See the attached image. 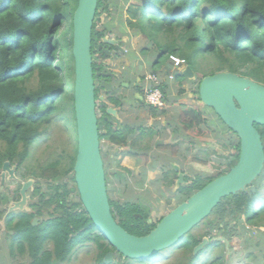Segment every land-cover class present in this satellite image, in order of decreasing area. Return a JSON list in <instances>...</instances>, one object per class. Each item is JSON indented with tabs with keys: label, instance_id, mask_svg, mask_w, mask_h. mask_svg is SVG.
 Returning <instances> with one entry per match:
<instances>
[{
	"label": "trees",
	"instance_id": "16d2710c",
	"mask_svg": "<svg viewBox=\"0 0 264 264\" xmlns=\"http://www.w3.org/2000/svg\"><path fill=\"white\" fill-rule=\"evenodd\" d=\"M129 1L98 0V9L103 8L118 26L129 27L133 34L155 41L160 50L159 54L165 57L153 65V70L163 67L162 63L169 56H175L183 59L195 74L198 69L203 74L202 78L228 72L264 86V0ZM120 3L123 5L120 6ZM77 4L78 0H0V141L6 145L0 157V164L5 160L15 161L18 166L25 164L24 160L29 156L30 147H33L38 138L45 137L43 135L62 118L77 140L73 109L74 64L71 53L72 17ZM112 9H118L117 18ZM124 15L128 18L125 19ZM67 22L68 29L64 33L62 27ZM105 32L103 29L92 31V55L95 61L98 60L94 55L98 47L96 42L100 43ZM97 53L104 57L100 51ZM207 60L213 63L206 72L202 69L200 61ZM93 66L96 67V63ZM164 87L163 91L167 95L168 86ZM109 101L112 103L117 100L110 98ZM100 104L105 115V106ZM184 117L195 121L197 125L206 122L202 112L187 110ZM216 118L221 124L217 116ZM98 126L100 131H105V134H101V141L106 140L109 147H116L118 150L126 149L121 155L129 156L128 158L134 155L140 157V153L145 155L151 150L152 140L147 142V139L153 137L150 132L144 134L140 131L137 137H133L134 130L129 126L122 132L113 130L102 120H99ZM255 128L264 145V127ZM45 139L49 140V137ZM18 146H21L20 150ZM167 147L169 146L162 148ZM49 148L51 146L47 144L46 149ZM231 148L230 156L236 157L237 161L239 144H231ZM205 157L208 158L207 153ZM50 160L34 167L30 166L34 172H30L29 176L34 177L37 183L41 179L46 184H53L48 185L49 191L46 195H40L41 200L46 199L47 202H43L44 205L38 208L35 214L23 215L18 238L16 239V235L8 242L11 257L27 254L30 258L28 264H64L72 259L78 247L91 244L100 251L95 264H105L104 256L115 250L96 231L79 199L78 203L71 202L70 206L64 202H53L60 196H78L73 175L76 150L74 154L62 152L58 158L50 156ZM157 160L158 158L154 157L153 161ZM193 161L207 164L205 159L198 157ZM55 164L58 165L57 169L54 168ZM64 165L65 169H62ZM119 165L110 174L115 175L117 182L127 183L128 176L132 178V175L129 169ZM30 167L24 166V169ZM170 170L172 171L171 168ZM105 174L109 195V168L106 165ZM123 174H127V178ZM223 174L222 172L215 177ZM144 175L142 174L143 181ZM215 177H210L206 183H202L201 176L196 175L179 193L184 195V199H188L193 194L196 183H201L199 191ZM165 178L163 174L162 180L165 181ZM193 181L195 183H192ZM263 185L264 169L259 179L246 192L223 199L212 213L215 220L212 222L209 218L206 219L205 226H214L219 220L224 224V218L227 217L235 220L245 217L247 224L264 229V210L261 215L253 216L247 211L249 203L258 201L259 205L261 201L264 202V196L256 200L258 195H263ZM109 202L113 218L129 234L145 236L156 226L149 222L148 212L139 205L120 204L110 197ZM51 204H55L56 211L58 209L62 216L54 218L52 214H48V219L33 227L30 219L41 216L42 207ZM78 209L80 211H75ZM259 215L262 217L257 218L260 221L256 223L255 217ZM257 234L264 240V231ZM200 240L192 234L183 237L179 252L186 258V253H190ZM46 242L52 243V249L41 253ZM253 242L254 240L244 242V248ZM26 246L28 252L25 250ZM256 247L257 244L254 248ZM246 250L251 251L252 247L248 246ZM260 251L264 259V246ZM160 254L147 260H131L115 253L114 258L118 261L117 264H155L167 257L166 252L159 256ZM247 254L248 259L253 255L252 252ZM190 257L181 261V264H189L194 255ZM223 257L225 256L221 251L210 264H223V261H220Z\"/></svg>",
	"mask_w": 264,
	"mask_h": 264
},
{
	"label": "water",
	"instance_id": "95a60500",
	"mask_svg": "<svg viewBox=\"0 0 264 264\" xmlns=\"http://www.w3.org/2000/svg\"><path fill=\"white\" fill-rule=\"evenodd\" d=\"M98 0H78L72 18V57L74 63L73 108L77 135V153L73 167L74 182L80 203L103 239L125 259L147 260L148 258L173 247L182 237L189 234L210 217L219 203L238 193H244L262 174L264 169V145L255 126L264 127V86L251 79L234 73H218L206 76L201 80L198 89V100L213 110L222 124L235 135L239 141V156L236 164L226 174L207 183L185 201L170 210L156 226L145 236H135L125 231L114 220L107 193L104 161L100 151V132L95 102V76L114 77L107 69L94 74L92 60V28L96 15ZM100 23L110 32L113 27ZM103 44L112 46L116 42L103 39ZM107 52V51H106ZM187 80H193L195 73L186 66L181 73ZM109 93L112 84L101 82L100 86ZM101 101L104 98H100ZM106 115L118 119L117 109H106ZM105 131L103 132V134ZM219 156L225 153L209 146ZM6 166L3 171H6ZM175 170L178 167L173 166ZM13 178L12 170H8ZM178 172L177 188L184 182L185 174ZM33 181L23 183L21 200L9 208V212L22 210L28 197L27 187ZM34 219L32 226L37 224ZM151 222V221H149ZM232 227V226H231ZM241 231L252 234V229L244 225L243 220L237 223ZM238 240H234L235 245ZM204 238L196 246L194 254L208 245ZM225 243L228 242L225 240ZM105 264H117L113 252H108L103 259Z\"/></svg>",
	"mask_w": 264,
	"mask_h": 264
},
{
	"label": "rangeland",
	"instance_id": "374dc122",
	"mask_svg": "<svg viewBox=\"0 0 264 264\" xmlns=\"http://www.w3.org/2000/svg\"><path fill=\"white\" fill-rule=\"evenodd\" d=\"M129 3H133V0H130ZM122 5L123 4L120 3V6ZM113 14L115 18H117V15H119L118 9L116 11L113 10ZM124 18L126 19L128 18V16L124 15ZM123 28H125L126 31ZM67 29H68V22L66 25L62 27V32L66 33ZM118 30L125 32L126 38L131 37L130 42H129L130 46L128 48V51L129 53H132L133 56L132 58H130V60L133 61L136 56H139L137 57V60H139V62L142 61L143 66L146 68L144 71L146 73H143V75L148 74L149 71H146L147 69L150 68V70H153L152 66L147 67L148 66L147 64H149L148 60H150L149 53L152 50L154 51V49L157 47L155 44V41L148 37H144L142 35L133 34V30H131L129 27L126 28V27L118 26ZM110 33H111L110 38H112L116 34V32L113 30H111ZM126 38L124 39L127 42ZM144 47H147V49L145 48L146 53L143 50ZM114 61L115 62L113 63V66L108 67V68L111 69L114 73H116L117 77L121 76V71L123 69L129 68L133 70L134 68V65H131L130 63H128V60L126 58L125 59L119 58V59H115ZM212 63L213 62H211L210 60L200 61L202 69L205 70L206 72L208 70L209 65ZM196 74L198 75L196 77L198 78V82L196 83V85L192 84L193 85L192 89L190 88L188 84L184 85L188 89V92L190 94H193L194 96L197 95V92H196L197 87L199 83L201 82V80L203 79L202 78L203 74L200 73L198 69L196 70ZM123 76L129 78L130 72L128 70L124 71ZM180 78L182 79V82H184L183 77L180 76ZM128 93H130V91ZM99 95L101 97L102 96L104 97V93L102 91L99 92ZM119 95L122 98L127 99L126 91L120 92ZM128 101H132V98H130ZM112 103L113 105L117 104L116 107L118 108V110H120V116H118L119 122L113 121L112 125L106 122L107 126L110 125V127H112V129L115 130L118 127L123 129L125 124H128L129 126L133 127V130H134L133 137H137L140 133L139 131H142L144 134H146L147 132H150L153 135V137L150 143V146H151L150 160H143V159L140 160L138 156L135 157L136 159H129V160L125 159L124 160L125 156L121 155V152L119 151L115 152L117 148L109 147L106 140L101 141V136H100V141H101L100 150H101L102 158H103L104 164L109 168V175H108L109 189L108 190H109V197L111 200L119 202L120 204L133 203V204L139 205L140 207L144 208L148 212L147 217H149V221H151V223L153 224H157L158 221H160L170 210L174 209L179 203L183 202L186 199V198L185 199L183 198L184 196L183 194L179 193L180 191L183 190V186H181V188L177 190L178 193L172 191L174 187V182L176 181V176L172 178V186L168 190H165L164 188L160 189L159 185H156L157 183L156 184L151 183V182H154L155 180L159 181L160 175L162 173H164L167 170H170V168H172L173 166L175 167L177 166L178 170L180 168L181 172L185 174V179L188 182L192 180L196 175H199L201 176V179L203 181L202 183H206L209 179H211L210 177H215L218 174L225 171V163L227 162V159L215 153L216 157L220 159L212 161V157H213L212 153L205 150L207 144L212 145L213 140L215 141V136L213 134V130H214L213 124H210L212 127H208L211 133V138H209V140H206V139L201 140L200 151H197V152L194 151L199 145V144H195L194 150L187 152V150L189 149L188 142L186 140H182V137L179 138L178 140H176L175 137L173 138V136H171L170 134V131L165 130V126L158 123L157 120H153L152 127L151 128L149 127V121L151 120V117L147 110H142L140 112L138 116V122L135 123V121L130 119V116L133 118L135 117L136 114H134L129 109L128 103L123 102L119 99L117 101H112ZM97 105H98L97 106V116L100 117L102 107H101V104L97 103ZM106 105L107 107H113L109 103ZM168 110L170 109L168 108ZM183 110H185L186 112L187 110H190V108H185ZM62 119L58 120L56 123L52 125V127L49 129L47 134L43 135L45 137L38 138L35 141V143L33 144V147L31 146L29 149L28 158L24 160L26 161L25 164L23 163L22 165L23 172L20 173V175L21 174L23 175V179L22 178L21 179L25 181L28 179H33L34 187H36L38 191L37 196L33 198L34 200H37V199L41 200L40 195H46V192L49 191L48 185L53 184V182L50 184H46L43 182V180L40 179L39 183H37L34 177L29 176L30 172L32 173L34 172V169L32 167L37 166L42 163H46L48 161H51L50 156L52 157L56 156V158H58L62 154V152H64L65 154H71V153L74 154L75 150H77V140L73 132L71 131L70 127L67 126L64 123V120ZM62 128H63V131H62ZM135 130H138V131H135ZM202 132L205 133V129H202ZM48 137H49V140H46L45 138H48ZM148 141L149 140H147V142ZM177 141L179 142L180 152L182 151L181 153L182 155L179 158L174 156L175 160H173V157L170 155V152L172 151V149L168 147L161 149L162 148L161 146L162 144L174 145L176 144ZM0 144H1L0 151H3V150L5 151L6 149L5 143L0 141ZM47 144H49L51 148L46 149ZM157 145L159 147H157ZM219 146L222 149H224L226 152L229 150L228 151L229 154L232 153L231 143H229L225 139V137H224V141L220 143ZM20 149H21V146H18V150ZM114 152L116 154H114ZM123 152H125V150ZM206 153L209 155L208 158L205 157ZM111 156H114V157L111 159ZM154 157L158 158L156 162L153 161ZM192 157L194 158L198 157L199 159H202V160L205 159L207 164L193 165L195 164V162L191 160ZM64 163L65 161L63 162V164ZM235 163H236V157L231 156V160L227 163L226 172H228L230 168L232 167V165H234ZM170 164H172V166ZM117 165L123 168H127V169L128 167H131L132 170H134L133 171L134 173H132L130 169L129 171L131 174H133L132 175L133 178H130L128 176L127 183L117 182L118 180L115 177V175L110 174L112 170L117 168ZM24 166H29V167L32 166V167L27 168L25 170ZM54 168L57 169L58 165L55 164ZM153 168L155 169V172H152L154 171ZM62 169H65V165L62 167ZM142 174H145L144 178L146 180L144 181H143ZM123 175L125 178H127V174H123ZM112 177H114L115 179H113ZM134 179H138L139 181L135 182ZM106 182H107V176H106ZM149 183L151 185H149ZM192 183H195V182L193 181ZM15 186L16 184L14 182H7V188H8L7 196L8 197H10L12 194V191H11L12 187H15ZM184 186L186 187L187 184H185ZM194 186H195L194 192L198 191V189L202 187L200 182L198 184L196 183ZM146 187L148 188L147 190H149L148 193L143 192V190ZM263 188H264V185H263ZM161 191L163 192L162 195H161ZM261 193L264 195V190ZM263 195H258L256 197V200H258L260 197H263ZM136 197L139 198L138 201L135 200ZM77 199H78V196H68L69 202H66V205L70 206L71 202L78 203ZM43 200H46V199H43ZM34 203H37V202H34ZM38 203L43 204V202H38ZM52 209L53 207L51 206L44 207L42 215L37 216V217L40 219V221L48 219L49 217L47 215L49 212H51ZM263 210H264V202H260L259 211L257 212V214L261 215ZM75 211H80V209L75 210ZM260 215L255 217V219L262 217ZM61 216L62 214L59 213L58 211L54 213V218L61 217ZM208 220L209 221L211 220L213 222L215 220V215H212L211 217H209ZM40 221H37L36 226L38 225V222ZM219 221L214 226L212 225L211 227L209 226L206 227L204 222H207V221H204L197 229H195V231L191 233L194 237L201 239V242L203 241V238L205 237L213 241V243H211L210 246L206 249L207 253H205V249L202 250L200 254H197L196 256H194L192 260H190L189 264H203L204 255H209V252L216 246H217V249L215 251L216 255L218 254V252L224 250L223 253L225 254V257H223L220 261L225 260L226 264H231V263L232 264H244L245 263V258L246 257L248 258V254L245 252V249L240 244L238 243L235 244V248L231 250V253L236 254L235 256L227 252L225 248L223 247V245L220 244L223 241L220 240V243H219L220 245H215V242L217 241L216 237L218 239L224 238V236H222L224 235L223 231L225 232L227 231V228L229 227L228 224L229 222L233 221V219H228V217L224 218V224ZM259 221L260 219H257L256 223H258ZM226 224H227V227H225ZM253 236H255L256 238L254 240L253 245L255 246L257 244L258 247L254 248L253 246L252 250L248 251V253L252 252L253 255L249 258V260H247V264H264V259L260 251V249L264 246V240L259 238V235L257 234L256 230ZM6 238L0 239V264H28V262L30 261V258L28 257L27 254H24V255L16 254L15 257H11L12 253H10L9 248H8L9 240L8 239L6 240ZM228 246H231V242L228 244ZM195 248L191 249L190 253H186V258L185 256H183L182 253H176L175 255L166 254L167 257H165L163 260L156 262L155 264H181V261H186V259L188 260L189 258H191L190 256H192L193 250ZM51 249H52V243L46 242L42 246L41 253L46 252V251L48 252ZM25 250L28 252L27 246L25 247ZM171 250H174V248H171ZM99 252L100 251L97 250L94 245L85 244L83 246L78 247L75 250V253L73 254L72 259L67 263L65 262L64 264H95L96 259H97V254ZM163 254L164 252L161 253L159 256ZM116 258L118 257L116 256ZM182 264H186V263L182 262Z\"/></svg>",
	"mask_w": 264,
	"mask_h": 264
},
{
	"label": "flooded vegetation",
	"instance_id": "af4514ba",
	"mask_svg": "<svg viewBox=\"0 0 264 264\" xmlns=\"http://www.w3.org/2000/svg\"><path fill=\"white\" fill-rule=\"evenodd\" d=\"M101 16H102V14L99 16V22H100ZM104 20L110 22V18H108L106 16H105ZM113 30L116 32V34L112 37V39L116 42L113 46H105L102 44L103 39H106L107 36L111 37L110 34H108V33H107V36H105V34L103 35V38L101 39V42H100L101 45L98 44V41L96 42V44H98L97 49L99 51L103 52V54L107 56L105 58L100 56V55L98 56V61H97V65H96L97 71H99L100 69L102 71L105 68L112 67L113 63L115 62L114 60L119 59V58H122V59L126 58L128 60V63H130L131 65H134V68H133V70H131L129 68L123 69L121 71V76H118V77L117 76L112 77V78L108 77V79H106L104 77H99L97 84H99L100 82H108V83L113 85V89H112L111 93L105 94L103 92L105 97L106 98H115L116 100L119 99L123 102L128 103L129 109L134 114H136L135 117H133V118L130 116L131 120L138 121V116L142 110H147L149 112V114H150V112H154V114L157 116L156 117L157 122L162 124L163 126H165V128L170 126L171 127L170 132L172 131L173 138L175 137V139H176L177 134H178V124H179V122L182 118V115H183L182 104H181L183 82H182V79L180 78L181 75L179 74L177 69H173L172 67H170V70H168V67H161L160 69L156 68L157 70H154V71L158 75V77L161 81L165 79V77L169 71H171L173 73V79L171 80V84L173 85V87L169 90V92H170V94L174 100V103L172 104L169 112L164 113V114H163V111H157V110H154V109L146 106L144 104V89H145L146 84H145V80H144L145 75H143L146 68L143 66L142 61L139 62V60H137V57H139V56H136L133 61L130 60V58H132L133 55H132V53H129V51H128V48L130 46V44H129L130 40L125 37L126 33L123 31H119L118 27H113ZM124 38L127 39V42L125 41ZM125 48H127V49H125ZM105 50H107L108 52H106ZM147 65H148L147 67H150V66L153 67L152 63L147 64ZM126 70H128L130 72L129 78L123 76V72ZM125 91L127 94V99H124L119 95L120 92H125ZM129 91H130V93H128ZM130 98H132V101H128ZM131 103H132V105H131ZM106 108L107 107H105V109ZM118 114L120 116V110H118ZM163 115H164V117H163ZM99 120H102L104 122H108L110 125H112V122L114 121V120H112V118L105 116L103 111H101V116L98 117V121ZM116 121L119 122V119H117ZM129 127L131 129H133V127H131V126H129ZM115 130L121 131V128L118 127ZM135 131H138V130H135ZM234 136L235 135L229 133V131H227L224 135L225 139L229 143H231L232 145H237L238 142H237L236 137L234 138ZM167 145L169 146L168 148L172 149V151L170 152V155L173 157V160H175L174 156L176 154L180 153L179 142L177 141L176 144H174V145L162 144L161 147H165ZM161 149H164V148H161ZM173 151H176L177 153L174 154ZM228 151L226 153H228ZM3 152H4V150L0 151V157L3 155ZM114 154H116V153L114 152ZM136 156L134 155V159H136L135 158ZM150 156H151L150 152H147L145 155L140 153L139 159L140 160L141 159L150 160ZM113 157L114 156H111V159ZM228 157H229V155L226 156V158H228ZM5 165H7L6 171H3V169L5 168ZM170 165L172 166V164H170ZM171 169H172V171L167 170L164 173H162L160 175L159 181L155 180L154 182H151V183L152 184L157 183L156 185H159L160 189L164 188L165 190H168L172 186V178H174L176 176V181L174 182V187L172 189L173 192H177V190H179L181 188V186H184L185 184H187V186H188L189 182L184 180V182L182 184H180L179 188H177L176 184L178 181V172H176V171H178V170H175L173 167ZM8 170H12L13 178H10L9 172H7ZM133 171H132V173H134ZM22 172H23L22 165L18 166L15 161L9 162V161L5 160L0 164V239L7 237L6 240L8 239L10 241L12 239V237H15L16 235H17L16 236V239H17L18 238V230L22 226L23 215L25 213H27L28 215L35 214V212L38 210V208H40L42 205H44V203L41 204L38 202H45V201L47 202V200H40V199L34 200L33 199L38 194V193H36V190H37L36 187H34V180L33 179H28L26 181L22 180L23 176H22V174L20 175V173H22ZM152 172H155V169ZM179 172H181L180 168H179ZM163 174H164V177H166L165 181L162 180ZM131 175H133V174H131ZM132 178H133V176H132ZM29 180H32L33 184H32V186L27 187L26 195L28 197V200H27L26 206L22 210H14V211L9 212V208L21 200L20 193H21V190L23 188L22 185L24 182H27ZM134 181L136 182L139 180L134 179ZM7 182H14L16 184L15 187H12V190H11L12 194L10 197L7 196V189H8L7 188ZM185 182H187V183H185ZM149 185H151V184L149 183ZM75 187H76V185H75ZM147 189L148 188L146 187L143 190V192H149V190H147ZM162 194H163V192L161 191V195ZM32 195H33V197H32ZM135 200L138 201L139 198L136 197ZM34 202H37V203H34ZM53 202H64L66 204V202H69V201H68L67 197L60 196V197H56V199H54ZM79 202H80V200H79ZM50 206L53 207V209L48 214H52L53 215L52 217H54V213L56 212L55 204H51ZM44 207H46V206H44ZM44 207H42V209H41L42 213H43ZM57 211H58V209H57ZM34 219H37L38 221H40V219L37 216H35V217L30 219L31 225H32ZM42 221L43 220L38 222V225ZM232 223H235V222L232 221V222H229V224L227 223L229 227L227 228L226 232L223 231L224 235H222V236H224L225 238H229L230 240L235 239V238L241 239L245 236H248V235H242L239 230H236L235 225H234V229H230V227L232 226ZM226 233H227V235H226Z\"/></svg>",
	"mask_w": 264,
	"mask_h": 264
},
{
	"label": "clouds",
	"instance_id": "9594fccd",
	"mask_svg": "<svg viewBox=\"0 0 264 264\" xmlns=\"http://www.w3.org/2000/svg\"><path fill=\"white\" fill-rule=\"evenodd\" d=\"M97 12H96V15H95V18H94V24H93V28H92V31H93V29L94 30H96V31H99V30H105L104 28H103V25L99 22V16L102 14V15H105L106 17H108V18H110V22L109 21H105L104 20V23L105 22H109L110 24H112L113 25V27H118V25H117V23H113L112 22V18L111 17H109L108 16V14L106 13V12H104V9L103 8H100V9H98V5H97V10H96ZM73 18V17H72ZM113 27L110 29V32H111V30H113ZM102 28V29H101ZM114 31V30H113ZM110 32H108L107 30H106V32H105V36H107V33L108 34H111ZM103 38V37H102ZM101 38V39H102ZM130 38L131 37H128V39L130 40ZM106 39L107 40H113L112 38H110L109 36H107L106 37ZM114 41V40H113ZM100 42H101V40H100ZM93 44V43H92ZM103 44V43H102ZM96 45H98V44H96ZM99 45H101L100 43H99ZM103 45H105V44H103ZM105 46H108V45H105ZM113 46V45H112ZM98 48V47H97ZM102 48V47H101ZM147 49V47H144L143 48V50H144V52L146 53V49ZM157 48V47H156ZM142 50V51H143ZM105 51H107V50H105ZM153 51V50H152ZM152 51L149 53V56L151 57V53H152ZM94 52H96L94 55H95V57L98 59V56L100 55V56H102L100 53H97V52H99V50L98 49H96ZM101 52V51H100ZM108 52V51H107ZM71 53H72V51H71ZM92 53H93V51H92ZM102 54H103V52H101ZM159 53H160V50H159ZM110 54V53H109ZM104 55V54H103ZM156 55H158V54H156ZM103 57V56H102ZM105 57H107L106 55H104V58ZM160 57H162V55H160L159 54V56L156 58V60H154V62H151L150 60H148V63L150 64V63H152V65H154L156 62H158V60H159V58ZM172 57V58H171ZM178 59V60H183V59H181V58H178V57H175V56H169V58L165 61V62H163L162 64L164 65H162L163 67H167L168 66V70H170V67H172L173 69H177L178 70V72H179V74L181 75V73H182V71L184 70V68L187 66V64H186V62H185V64L184 65H182V66H180V67H176L175 65H174V61L172 60V59ZM92 60H93V55H92ZM98 61V60H97ZM97 61H95V60H93V64L94 63H96V65H97ZM74 64V63H73ZM167 65V66H166ZM190 67V66H189ZM156 68H158V66L156 67ZM93 72H94V74H97V73H100V72H102L101 71V69L99 70V71H97V69H96V67H94L93 66ZM105 69H107L108 71H109V73H111V74H113L114 75V77L116 76V74L111 70V69H109V68H105ZM152 72H154V73H152ZM195 73V72H194ZM224 73V72H223ZM148 75H155L156 76V78L158 79V84L155 86V88H157V89H159L161 92H162V94H163V97H164V103H165V106H164V108H162V109H156V108H154V107H152V106H150V105H148L147 103H146V99H145V93H146V91L151 87V83H149V82H147L146 81V76H148ZM238 75V74H237ZM182 76V75H181ZM198 75L197 74H195V78L193 79V80H196V83L198 82V78H196ZM167 77H170V79H173V73L171 72V71H169L168 73H167V75H166V77H165V79L167 78ZM241 77V76H240ZM104 78H106V79H108V77H104ZM244 78V77H243ZM95 102H96V114H97V103L98 104H100V103H102L105 107H107V105L106 104H111L113 107L112 108H116L117 109V114H118V108L116 107V105H113L110 101H109V99L110 98H106L105 97V95H104V97L102 96H100L99 95V92L100 91H102V92H104L105 94H109V93H111V91H112V89L110 90V92L109 93H107V92H105L103 89H101L99 86H100V83L99 84H97V81H98V79H99V77H97V76H95ZM160 80L159 79V77H158V75L155 73V71L154 70H150V73L149 74H145V77H144V80H145V84H146V86H145V89H144V104L146 105V106H148V107H150V108H152V109H154V110H157V111H163V114L164 113H168L169 112V110H168V108L169 109H171V106H172V104L174 103V100H173V98H172V96H171V94H170V92H169V89H168V92H167V95H165V92L163 91V89L165 88L164 87V85H167V83H166V80ZM184 79V78H183ZM184 80H187V79H184ZM192 81V80H191ZM108 83V82H107ZM201 83V82H200ZM200 83H199V85H200ZM184 85V84H183ZM113 86V85H112ZM168 86V85H167ZM198 89H199V86L197 87V95L196 96H194L197 100H198V98H197V96H198ZM167 91V90H166ZM182 92H183V90H182ZM182 96H183V93H182ZM100 98H104V100L103 101H101L100 100ZM198 102H199V100H198ZM200 103V102H199ZM182 104V103H181ZM201 104V103H200ZM110 105V106H111ZM202 105V104H201ZM203 106V105H202ZM100 107V106H99ZM204 107V106H203ZM101 108V107H100ZM108 108H110V107H107L106 109H108ZM182 108H183V106H182ZM205 108H207V107H205ZM74 109V108H73ZM102 109V108H101ZM106 109L104 110L105 111V115H106ZM208 109H210V108H208ZM211 110V109H210ZM182 111H183V109H182ZM213 111V110H212ZM107 117H110V118H112L111 116H108V115H106ZM118 116H119V114H118ZM182 116H184V113H183V115ZM98 117V116H97ZM150 117H151V119L152 120H157V116L154 114V112H150ZM163 117H164V115H163ZM114 121H116L117 119H114V118H112ZM219 119V118H218ZM221 122V121H220ZM98 123H99V121H98ZM222 123V122H221ZM257 126V125H256ZM99 127V126H98ZM261 127V126H260ZM166 130H171V127L169 126V127H166L165 128ZM124 129H121V132L123 131ZM173 130V129H172ZM228 130V129H227ZM229 131V130H228ZM258 131V130H257ZM99 132H100V136H101V134H103V132L104 131H100L99 130ZM230 132V131H229ZM105 134V133H104ZM170 134H172V131L170 132ZM236 137V136H235ZM237 139V138H236ZM147 140H151V139H147ZM99 141H100V139H99ZM237 141H238V139H237ZM100 143H101V141H100ZM238 144H239V141H238ZM211 146V145H210ZM114 148H116V147H114ZM217 148V147H216ZM210 149V148H209ZM124 150H126L125 148L124 149H116V151L115 152H117V151H120L121 152V154H122V152L124 151ZM211 150V149H210ZM221 150V149H220ZM101 151V150H100ZM213 151V150H212ZM223 151V150H222ZM136 152V151H135ZM150 152V151H149ZM174 152V151H173ZM214 152V151H213ZM224 152V151H223ZM76 153H77V150H76ZM216 153V152H215ZM232 154V153H231ZM231 154H229V153H225V155H223V157H225L226 158V156L227 155H229V157L228 158H226L227 159V162L225 163V171L223 172L224 174H226L227 172V163L231 160ZM139 157V156H138ZM218 158V157H217ZM132 159H134V157H132ZM220 159V158H219ZM225 159V160H226ZM238 160V159H237ZM237 162V161H236ZM236 164V163H235ZM234 164V165H235ZM233 167V166H232ZM231 167V168H232ZM104 168H105V164H104ZM230 168V169H231ZM226 172V173H225ZM229 172V171H228ZM182 173V172H181ZM262 173H263V171H262ZM223 174V175H224ZM74 175V174H73ZM222 176V175H221ZM261 176V175H260ZM219 177V176H218ZM215 178H217V177H215ZM259 179V178H258ZM257 179V180H258ZM185 180V179H184ZM193 180V179H192ZM214 180V179H213ZM256 180V181H257ZM212 181V180H211ZM255 181V182H256ZM254 183H252L251 185H253ZM250 185V186H251ZM249 186V187H250ZM248 187V188H249ZM248 188H247V190H248ZM108 193V192H107ZM194 194V193H193ZM192 194V195H193ZM264 196V195H263ZM108 197H109V195H108ZM262 202V201H261ZM258 205V201H255V202H251V203H249L248 204V207H247V211H248V213H250L252 216L253 215H256L257 214V212L259 211V205ZM214 211V210H213ZM213 213V212H212ZM212 215V214H211ZM211 215H210V217H211ZM228 219H233V218H229L228 217ZM115 220V219H114ZM240 220H243V222H244V225L247 227V228H249V229H252V234L250 235L248 232H245V231H241L238 227H237V223L240 221ZM233 221L235 222V223H232V227H231V229H234V225L236 226V230H239L240 231V233L242 234V235H248L249 237H255V236H253L254 234H255V230L257 231V233L260 231V232H262L263 231V229L262 228H256L253 224H247V222H246V219H245V217H241L240 219H238V220H235V219H233ZM237 221V222H236ZM160 222V221H159ZM232 222V221H231ZM202 224V223H201ZM200 224V225H201ZM199 225V226H200ZM38 226V225H37ZM198 226V227H199ZM33 227H36V225L35 226H33ZM197 227V228H198ZM197 228H195V229H197ZM195 229L194 230H192L189 234H191L193 231H195ZM189 234H187V235H189ZM186 235V236H187ZM185 237V236H184ZM183 238V237H182ZM181 238V239H182ZM205 238V237H204ZM203 238V239H204ZM181 239L173 246V247H171V248H174V250H171V248H169V249H167V250H164V251H162V252H164V254H165V252H166V254H176V253H181V252H179V247L182 245L181 244ZM208 239V238H207ZM216 239H217V241L215 242V245H220V244H222L223 245V247L225 248V250L227 251V252H229L230 254H232L233 256H235L236 254H234V253H231V250L233 249V248H235V245L233 244V241L234 240H236V238L235 239H232V240H230L229 238H220V239H218L217 237H216ZM220 240L221 241H223L222 243H220ZM225 240L228 242L227 244L225 243ZM237 240H238V244H240L243 248H244V246H243V244H242V242H241V239L240 238H237ZM208 241H209V243H208V245L205 247V248H203L202 250H204L205 249V253H207L206 251V249L210 246V244L211 243H213V241H211V240H209L208 239ZM231 242V246H228V244ZM201 243V240H200V242L198 243V244H200ZM220 243V244H219ZM236 243V244H237ZM197 244V245H198ZM253 244L250 246V247H252L253 248ZM196 247V246H195ZM220 247V246H219ZM218 247V248H219ZM248 247V246H247ZM247 247H245L244 249H245V252L246 253H248L247 252V250H246V248ZM216 249H217V246L216 247H214L210 252H209V255H204V260H203V264H210V263H212L213 262V260H214V258H215V256H216ZM201 250V251H202ZM201 251H199L198 253H196V254H194V250H193V255L194 256H196L197 254H200L201 253ZM222 251H224V250H222ZM114 253V255H115V252H113ZM161 253V252H160ZM218 253H221V251L220 252H218ZM117 254V253H116ZM183 254V253H182ZM224 254V253H223ZM165 256V255H164ZM167 256V255H166ZM220 256L222 257V255L220 254ZM224 256H225V254H224ZM149 259V258H148ZM192 260V259H191ZM247 260H249L247 257L245 258V263L244 264H247ZM226 263V261L224 260L223 261V263Z\"/></svg>",
	"mask_w": 264,
	"mask_h": 264
},
{
	"label": "crops",
	"instance_id": "0c3cea01",
	"mask_svg": "<svg viewBox=\"0 0 264 264\" xmlns=\"http://www.w3.org/2000/svg\"><path fill=\"white\" fill-rule=\"evenodd\" d=\"M156 54H158V55H156ZM158 56H159V49L155 48L154 51H152V53H151L150 61L154 62V60H156V58ZM164 57L165 56L160 57L158 62H161ZM146 71H149V73H150V68L147 69ZM144 73H146V72H144ZM165 80H166V83L168 85V89L170 90L173 87V85L171 84V80L172 79H170V77H167ZM183 84L184 85L188 84L190 86V88L192 89V87H193L192 84L196 85V80H192V81L191 80H184ZM184 85L182 86V90L184 91V93H183V96L181 97L182 98V102L181 103H182L183 109L190 108V110H192V111L202 112L203 119H205L206 122H205V124H198L197 125V123L195 121H189L184 116H182V118H181V120H180V122L178 124V134H177L176 139L178 140L179 138L182 137V140H186L188 142L189 149L187 150V152L191 151V150H194L195 144H199V145L194 151L195 152L200 151L201 140L202 139L209 140V138H211V133H210V130H209L208 127H212L210 124H213V126H214L213 134L215 136V141L213 140L212 145L216 146L218 149H221V150H223L226 153V151L224 149H222L219 146V144L224 141V135L228 131L227 128L222 123H221L222 124L221 125L219 123V121L217 120L216 115L214 114V112L212 110L208 109V108L203 107L198 102V100L193 96V94H190L188 92V89ZM183 112L185 113V110H183ZM137 122L138 121H135V123H137ZM152 125H153V120L151 119L149 121V127L151 128ZM126 126H129V125L125 124L123 129H125ZM202 129H205V133L202 132ZM171 136H173V135L171 134ZM209 146L210 145L207 144L205 150L209 151L210 153H212V155H213L212 161L219 159V158L216 157L215 152H213L212 150L209 149ZM181 153H182V151L179 154H176L175 156L179 158L182 155ZM124 156H125L124 160L125 159L126 160L132 159V158H128L129 156H126V155H124ZM191 160H194V158L192 157ZM177 163H178V161H177ZM193 165H200V164L195 162V164H193ZM128 169L133 171L131 167H128ZM255 239H256L255 237L245 236V237L241 238V242L243 244L244 242L252 241V240H255ZM253 243H251L248 246H251ZM223 264H226V263L224 262Z\"/></svg>",
	"mask_w": 264,
	"mask_h": 264
},
{
	"label": "built area",
	"instance_id": "2783aa9c",
	"mask_svg": "<svg viewBox=\"0 0 264 264\" xmlns=\"http://www.w3.org/2000/svg\"><path fill=\"white\" fill-rule=\"evenodd\" d=\"M176 67H180L185 64L183 60L172 59ZM146 81L151 83V87L145 93L146 103L156 109H162L165 106L164 97L162 92L155 88L158 84V79L155 75L146 76Z\"/></svg>",
	"mask_w": 264,
	"mask_h": 264
}]
</instances>
